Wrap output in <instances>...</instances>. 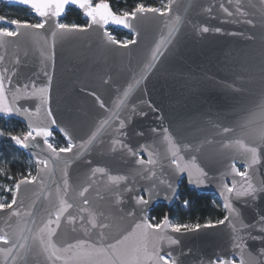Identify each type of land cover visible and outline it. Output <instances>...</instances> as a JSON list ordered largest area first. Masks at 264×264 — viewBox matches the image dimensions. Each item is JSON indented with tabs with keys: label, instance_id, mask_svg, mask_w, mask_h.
I'll return each mask as SVG.
<instances>
[{
	"label": "water",
	"instance_id": "95a60500",
	"mask_svg": "<svg viewBox=\"0 0 264 264\" xmlns=\"http://www.w3.org/2000/svg\"><path fill=\"white\" fill-rule=\"evenodd\" d=\"M0 1L28 9L41 20L15 0ZM167 5L168 17L137 14L130 21L134 26L131 30L109 24L106 28L93 25L87 32L60 31L51 19L43 29L16 28L6 19L0 21V28L6 26L19 33L15 37L0 36V74L15 73L13 80L20 88L17 105L29 106L35 113L37 101L24 98V85L30 81L46 83L47 72L52 77L48 107L59 125L69 130L75 145L71 153H59L57 149L55 158L42 137L32 142L36 147L30 144L24 149L16 145L32 159L33 177L37 179L32 184H20L18 191L17 181V204L0 211V264H65L66 256L79 249L67 254L57 251L61 259L52 256L54 250L80 240L95 243L101 232L105 233L106 242L115 243L114 238L121 233L127 235L135 226L133 217L120 219L138 208L134 195L149 199L145 186L155 182L153 191L158 195L151 196L141 217L148 220L149 212L157 204L173 205L182 178L196 192L213 195L225 215L229 213L220 195L221 185H235L236 192L230 194L236 212L233 227H227L226 222L183 234L162 229L166 237L178 243L160 241L161 255L171 252L177 264H209L218 258L240 264L249 253L264 259L259 257L264 241L248 238L249 234L264 237V232L259 231V221L264 217V192H257L256 199L237 196L248 184L232 173L233 165L238 171H244L246 166V156L236 142L255 147L258 133L264 128V116L259 109L264 102V0H167ZM70 8L83 14L74 5L65 12ZM83 17L87 20L84 14ZM173 27L177 29L174 42L168 45L156 67L145 71L151 50ZM204 27L210 31L203 33ZM108 28L124 30L131 36L135 33L137 44L125 49L111 43L104 35L105 30L110 34ZM217 28L222 31L216 32ZM141 76L147 79L136 86ZM130 87L132 91L122 103L124 92ZM97 97L107 110L100 107ZM8 99L12 101L11 92ZM0 118L20 121L27 131L29 123H47L43 110L30 117L0 114ZM102 119L109 122L93 143H87ZM165 127L172 144L180 149L182 167L192 155L198 157L197 165L208 173L204 183L190 184L187 170L174 178L170 175L176 167L171 155L175 149L164 139ZM153 128L158 131L153 133ZM224 128L230 131L224 132ZM52 131L67 142L59 128ZM194 145H203L202 153H193ZM258 154L260 163L254 165L255 174L249 169L248 179L253 186L264 182V147L258 148ZM150 158L154 163H149ZM137 159L144 160V164H137ZM65 160L69 162L67 168ZM95 168L104 171L93 173ZM191 171L194 179L199 177L196 168ZM109 177L123 179L113 184ZM169 180L176 186V194L165 199ZM117 187L127 190L121 195L113 191ZM61 199L72 207L63 214L58 228L51 225L56 234L51 237L50 246L46 225L49 219H55ZM13 212L16 214L12 215ZM90 216H95L96 228L89 223ZM101 224L112 226L101 228ZM251 225L255 227H245ZM234 229L237 236L244 237V255L233 245ZM5 239L9 243L5 244Z\"/></svg>",
	"mask_w": 264,
	"mask_h": 264
},
{
	"label": "snow or ice",
	"instance_id": "6c2138e0",
	"mask_svg": "<svg viewBox=\"0 0 264 264\" xmlns=\"http://www.w3.org/2000/svg\"><path fill=\"white\" fill-rule=\"evenodd\" d=\"M16 3L20 5H24L29 7L32 12L41 18L40 22L35 24H29L27 22H20L18 20H11L10 23L16 28H31V29H43L45 24L48 20L55 21V28L60 31H64L66 29L72 31H79V32H87L90 27L96 25L100 28H106L107 25L113 24L117 26H122L125 29H132L134 26L130 23L131 20L137 18V14H146L152 13L157 14L161 17H168L169 15V5L165 4L163 6V10L160 8L155 7H146L143 4H137L134 9L129 11H124L120 14L113 12L109 3L106 0H100V2L95 3L93 5L92 0H15ZM70 5H74L83 11L85 17H87V26H79V25H66L64 23L59 22V17L65 12L66 8ZM230 14V13H229ZM5 17L0 16V21H4ZM167 23V22H166ZM177 31L176 28H171L166 35H162V38L159 42H157L155 48L151 50L150 59L148 60L147 67L148 68H155L156 62L165 54V50L168 45L174 42V35ZM210 29L208 27H204L202 29L203 33L209 32ZM216 32H221L222 30L217 28L215 29ZM19 33L16 30H9L8 28H0V36L2 37H15ZM234 35L235 33H230ZM55 32L53 33V37L55 38ZM104 35L107 39L113 43L118 44L122 48H128L129 45L137 44V39L135 33L132 36V39H125L124 41H117L115 38L109 34L106 30ZM15 73L11 74H0V114L4 117H10L13 115L16 116H32L34 114H39L41 110L44 111L45 118L47 123L41 124L40 126H34L29 123V131L25 132L23 136L20 135H12L9 134V138L15 145L27 149L30 144L32 147H36L33 141L37 139V137H42L44 140L45 146L53 153V158L58 155L56 147L52 143H49V137L53 135V128H59L61 132L64 133L65 139L67 140V147L59 148V153H71L74 148V138L69 132V130L63 126H60L57 119L54 118V113L48 107L49 104V92L52 83V77L48 76V73L45 72V76L47 77L46 83L37 84L35 81L26 82L24 85L25 92L24 98L31 99L37 101L35 105V113L31 110L29 106L24 105H17L16 100L19 98L17 93L20 92V88L16 86L15 81L13 80V76ZM146 76H141L139 79L136 80V86H139L144 80H146ZM29 83H31V90L29 91ZM8 85H12L13 87L10 89ZM14 89V90H13ZM132 88L130 87L128 91L124 92L125 101L129 96ZM11 92L12 94V101L10 102L8 99V93ZM95 95V94H93ZM97 100L100 102V107L102 109H106V105L97 97ZM151 107V105H150ZM260 113L264 116V102L259 105ZM153 111H156L153 108ZM108 120H101L99 122V128L97 131L92 133L91 138L87 141V143H93L98 134L100 129H103L104 126L108 123ZM125 124L122 122L120 124V128L123 129ZM224 132H229V128H224ZM158 129L153 128L152 132L156 133ZM164 139L167 141L172 147L175 149L171 152L173 157L172 163L176 165L175 170L170 175L174 178V176L178 173L188 171L189 172V183H204L203 178L208 177V173L204 171L203 168H200L197 165L198 157L196 155H192V158L185 164L183 167L180 164V161L183 160V157L179 156L180 149L175 148V145L172 144L171 136H169V129L164 128ZM35 133V135H34ZM126 135V133H124ZM0 135H4L3 132H0ZM208 141H205L207 143ZM239 147L243 150V153L246 156L245 161V169L243 172L237 170L235 165L232 166V173L237 176H240L247 182L248 187L243 192H237V196L247 195L252 196L253 199H256L257 192H264V182H261L257 186H253L251 180L248 179L249 177V169L252 168L253 172L252 175L255 174L254 165L260 163V156L258 154V148L264 147V128H262L257 136V144L255 147H247L240 143L239 141L236 142ZM131 151V149H129ZM203 145H194L192 146L193 153H202ZM135 155V153H133ZM151 157V153H149ZM45 166H47L48 161H43ZM65 168L68 166V161L65 160ZM137 164L143 165L144 160L137 159ZM149 163H154V161L150 158ZM192 168H196L199 172V177L193 178L192 175ZM102 168H95L93 169V173L96 172H103ZM154 175V174H153ZM227 175V173H225ZM65 187H67L68 180H67V172H65ZM146 179L148 177H145ZM11 179V177H9ZM37 177H32L31 179L26 178L25 180L18 181L16 184L17 191L19 190L20 184H32ZM123 177H109V180L113 184H118ZM165 181H161V184H164ZM155 187V182L153 181L152 186H145V191H147L150 196L149 199H144L142 195H134L133 199L135 200L136 205L138 208H134L131 211H128L124 217H120V219H126L127 217H133V224L135 225L127 235H121L115 239V243L110 241L106 242V235L104 232H101L98 238L96 239L95 243H88L86 241L80 240L77 241L76 244H69L66 248L57 249L52 252V256L55 259H61L60 256L56 255L57 251H62L64 253H69L72 249H79V252L72 253L67 255L65 258V264H177L175 258H173V254L171 252L161 255L160 249V241L168 240V242L172 245L178 243L176 239H171L166 237L162 229L168 228L174 233H186V232H195L199 231L202 227L203 228H215L220 225H226L227 227H233L232 225V218L236 215L235 209L231 203L230 194L236 192L235 185L233 187H228L226 185H221L220 195L224 198V208L229 213V215H225L223 219H220L216 222V224H196V225H188V224H174L171 223L167 216H165L159 223L153 224L148 222L146 218H141L143 214L146 213L147 205L151 202L152 195H158L157 192L153 191ZM127 189L121 190L119 187L113 189V191L123 194V191ZM5 191H12V202L11 203H0V211L7 209H12L14 204H17V191H13L12 189H5ZM87 191V189H85ZM134 191H136L134 189ZM176 194V186L169 180L167 182V191L164 193L165 199H171ZM83 195V193H81ZM119 199L117 203H119ZM87 203V201H85ZM187 205V201L184 202ZM72 207L71 204H66L63 199L60 201V207L55 213V219H49L46 225L47 228V236H48V243L51 246V237L56 234L55 228H52L51 225L55 224L58 228L60 226L61 217L67 211L68 208ZM16 213L13 212L12 215ZM137 219H140V222H136ZM89 223L92 225L93 228L97 227L96 218L95 216H90ZM259 231L264 232V217H261ZM112 225L110 224H101V228H109ZM245 227H255V225L245 226ZM41 232L43 233L44 230L42 229ZM250 239L253 240H262L264 241V237H257L251 236L249 234ZM244 237H239L235 233V229L233 231V245L235 248L240 250V254L244 255L246 251V245L242 243ZM5 244L9 243L7 239L3 241ZM99 245V247L97 246ZM23 247V245H20ZM54 247V246H52ZM11 252V249H9ZM101 257H105L104 260H101ZM259 257H264V247L260 248L259 250ZM209 264H233L232 260H225V259H217L210 261ZM240 264H264V259L257 258L252 256L250 253L248 254V259H242Z\"/></svg>",
	"mask_w": 264,
	"mask_h": 264
},
{
	"label": "trees",
	"instance_id": "16d2710c",
	"mask_svg": "<svg viewBox=\"0 0 264 264\" xmlns=\"http://www.w3.org/2000/svg\"><path fill=\"white\" fill-rule=\"evenodd\" d=\"M92 2L95 4L100 2V0H92ZM106 2L109 3L112 11L117 14L124 11L130 12L137 4L161 9L158 0H106ZM0 16L5 17L7 21L15 19L22 23L27 22L29 24L39 22L28 9L9 6L1 1ZM60 23L87 26L88 22L83 17L81 11L70 8L65 12ZM2 28L8 27L3 26ZM108 31L117 41L122 42L124 39H132L131 34L124 30L108 28ZM0 132L4 133V135H0V191L1 194L5 196V204H7L12 201V191L4 194V187L7 186L14 191L16 182L29 177L27 173L30 169L33 174L35 170L33 169L34 166L30 164L29 156L18 148L9 138V134L23 136V134L27 132L25 125L14 119L0 118ZM49 143H52L54 147L59 150V148L63 147L64 141L59 134L53 133L49 139ZM9 177H11V179H9ZM185 201L188 202L187 205H185ZM165 216L175 221L177 224L204 225L209 223L215 224L218 220L223 219L225 213L222 205L213 195L198 193L187 187L184 181H181L173 205L168 207L165 204H157L154 209L149 212L148 221L156 224Z\"/></svg>",
	"mask_w": 264,
	"mask_h": 264
},
{
	"label": "rangeland",
	"instance_id": "374dc122",
	"mask_svg": "<svg viewBox=\"0 0 264 264\" xmlns=\"http://www.w3.org/2000/svg\"><path fill=\"white\" fill-rule=\"evenodd\" d=\"M158 2H159V4L161 5V9H162V7L165 5V4H167V0H158ZM144 6H146V7H149V6H147V5H144ZM163 10V9H162ZM39 21V20H38ZM40 22V21H39ZM9 30H11V29H9ZM63 139V138H62ZM63 141H64V144H63V147H67V142L63 139ZM30 158V157H29ZM30 164L32 165V166H34V164H33V161H32V159L30 158ZM34 170H35V166H34V168H33ZM28 175H29V177H27L28 179H31L33 176H34V174L32 173V170L30 169V171L27 173ZM5 189H9L7 186L6 187H4V189H3V193L5 194V193H8L9 191H5ZM0 203H5V196L3 195V194H1V191H0ZM169 221L171 222V223H174V224H177L175 221H173V220H171V219H169Z\"/></svg>",
	"mask_w": 264,
	"mask_h": 264
},
{
	"label": "flooded vegetation",
	"instance_id": "af4514ba",
	"mask_svg": "<svg viewBox=\"0 0 264 264\" xmlns=\"http://www.w3.org/2000/svg\"><path fill=\"white\" fill-rule=\"evenodd\" d=\"M61 137V136H60ZM62 138V137H61ZM239 171L240 172H242L243 170L242 169H239ZM181 181H184L185 183H186V185H187V182H186V179L185 178H182L181 180H180V183H181ZM180 183H179V185H180ZM179 185H178V187H179ZM188 187V186H187ZM203 194H205V193H203ZM211 195V194H210Z\"/></svg>",
	"mask_w": 264,
	"mask_h": 264
}]
</instances>
